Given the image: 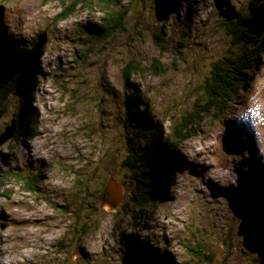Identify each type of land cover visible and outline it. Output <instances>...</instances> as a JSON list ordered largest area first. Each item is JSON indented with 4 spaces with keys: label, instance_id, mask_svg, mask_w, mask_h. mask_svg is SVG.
I'll return each instance as SVG.
<instances>
[{
    "label": "rangeland",
    "instance_id": "rangeland-1",
    "mask_svg": "<svg viewBox=\"0 0 264 264\" xmlns=\"http://www.w3.org/2000/svg\"><path fill=\"white\" fill-rule=\"evenodd\" d=\"M75 2L0 0L3 32L20 52L42 36L47 44L30 100L36 137L0 147V174L13 175L0 186V264H146L136 256L149 245L162 264H264V204L252 210L239 198L264 192V56L234 104L202 116L178 150L165 199L133 210L137 182L125 167L152 134L170 135L175 120L201 110L204 88L234 49L225 20L252 0H126L116 9L128 15L125 28L108 41L99 36V0ZM153 60L163 76L133 79L149 106L148 130H129L123 69ZM11 102L0 134L19 114L22 101ZM111 180L125 198L115 211L104 199Z\"/></svg>",
    "mask_w": 264,
    "mask_h": 264
},
{
    "label": "trees",
    "instance_id": "trees-1",
    "mask_svg": "<svg viewBox=\"0 0 264 264\" xmlns=\"http://www.w3.org/2000/svg\"><path fill=\"white\" fill-rule=\"evenodd\" d=\"M90 1L76 0L74 7L91 5ZM99 2L105 13L99 36L106 41L112 40L114 35L118 34V30L125 28V18L128 15L116 9L122 8L126 0H99ZM234 14L232 12L228 18ZM67 18L68 16L64 15L61 20ZM224 25L227 27V35L233 40L234 49L229 51L223 64H217L212 82L204 88L201 110H193L181 119L175 120L170 135L164 132L152 134L154 138L152 137L149 145L142 151L133 149L131 157L125 163V167L133 173V178L137 182L130 200L133 205L130 206L135 211L141 212L154 202L165 199L167 179L178 163L176 158L178 150L195 137L194 128L200 125L202 116L211 112L223 114L234 104L245 89L247 79H250L256 70L258 60L264 56V0H252L247 13L240 15L238 19L225 20ZM5 26L0 20V116L9 113V109H12L11 97L17 96L22 103L16 117L18 132L14 139L20 136L33 140L40 128V116L33 111L30 100L33 96L35 74L40 72L39 65L46 54L47 44L43 45L45 38L42 36L20 52L15 47V40L9 41L5 36L3 32ZM147 73L163 76L166 73L165 65L160 60H153L151 66L145 68L141 63L131 61L123 69L126 90L132 92L124 102L126 127L129 130L132 128H138L140 131L148 130L149 106L144 93L135 88L133 83L135 76H144ZM5 175L12 174H0V186ZM14 176L20 183L26 181L20 173ZM159 184L160 190L157 189ZM36 187L30 182L25 186L30 193L35 192ZM239 198L243 199L246 206H250L252 210L257 204H264L262 190H258L247 199L244 196ZM248 203L250 205H247ZM90 230L85 225L82 229V238L86 237ZM149 248L150 245L145 246L142 253L138 252L137 260L141 262L145 257L151 261L146 264H162L163 258L156 260L155 256L149 253ZM197 254L202 256L201 252ZM207 258L211 257L207 256Z\"/></svg>",
    "mask_w": 264,
    "mask_h": 264
},
{
    "label": "water",
    "instance_id": "water-1",
    "mask_svg": "<svg viewBox=\"0 0 264 264\" xmlns=\"http://www.w3.org/2000/svg\"><path fill=\"white\" fill-rule=\"evenodd\" d=\"M18 132V122L16 116H14L13 121L8 125L0 136V147L12 141ZM122 185L117 184L114 180H111L104 193V198L107 206L110 210L115 211L119 206H121L125 198L123 196Z\"/></svg>",
    "mask_w": 264,
    "mask_h": 264
}]
</instances>
